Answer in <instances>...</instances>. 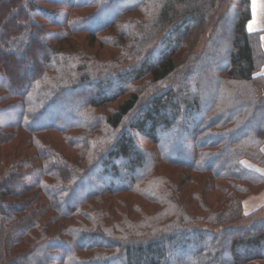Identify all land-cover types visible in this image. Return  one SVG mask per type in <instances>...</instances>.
<instances>
[{
    "label": "trees",
    "instance_id": "16d2710c",
    "mask_svg": "<svg viewBox=\"0 0 264 264\" xmlns=\"http://www.w3.org/2000/svg\"><path fill=\"white\" fill-rule=\"evenodd\" d=\"M250 19L251 0H0V113L15 118L0 120V146L25 133L35 150L0 173V264H264V207L243 206L264 189L241 164L264 167ZM78 34L87 49L68 41ZM100 169L108 183L71 202Z\"/></svg>",
    "mask_w": 264,
    "mask_h": 264
},
{
    "label": "rangeland",
    "instance_id": "374dc122",
    "mask_svg": "<svg viewBox=\"0 0 264 264\" xmlns=\"http://www.w3.org/2000/svg\"><path fill=\"white\" fill-rule=\"evenodd\" d=\"M226 1H228V0H226ZM220 10H221V8H220V2H219L217 4V6L215 8H213L212 11L209 13V15H208L209 16L208 17L209 20H207V24L208 23L210 24V18L212 17V14L216 15L217 13L220 12ZM236 14L237 13L235 12V10L230 12L229 18L231 19V21H230V23H226V26H225L226 29L224 31V32H226V34H228L229 30L233 29V25H232L231 22H232V20H233V18L235 17ZM29 18H30V22L32 24H34L35 27H37V28H41V29H44V30L51 28L48 25L44 24L43 18L41 17V15L38 12H35L33 14L30 13L29 14ZM207 39H208V36L207 35H203L200 38V41L198 43H196L194 51L195 52L202 51L204 49V47H205ZM68 41H73L76 44H79V48L83 47V49H87L88 37H87L86 34L75 35V36L71 37ZM97 46H99V43L96 44L95 49L92 50L93 52H98V50H97L98 47ZM106 51H107V49H104L101 52L103 54H106ZM30 66H32V65L30 64ZM23 72H24V74H27L28 76L30 74H32V71H29L28 69H24ZM114 89H115V87L112 90H114ZM108 92H110V91H108ZM65 97L68 99L69 94L65 95ZM114 105L117 106V103L113 104V106ZM75 110H76V108H75L74 105L68 106L67 111L64 112L65 115H63V113H61L62 111L58 112L57 109H50L49 111H47L46 116L48 118V117H51V116H55L56 114H59V115L65 116L64 117L65 119H68L70 117V115H71V112H74ZM105 112H107V109L105 110ZM14 119L15 118L12 115L11 111L5 112V113H0V120L2 122H10V121H14ZM197 119L199 120L198 117H197ZM45 121H46V119H43L41 122H45ZM169 137H170L169 134H166V135H164L163 138L166 141L167 140H173V138H169ZM27 139H28V136L25 133H20V134L16 135L15 137H13V139H11L10 141L6 140V142L4 141V143L1 144V146H0V158H1L0 173H1V175L5 174L6 171L8 172L9 167L12 165V163H14V161H17L18 159L22 160L24 158H27V156H29V154L34 153L35 150H34L33 146L28 143L29 141ZM43 139L46 142L53 143L58 151L64 152L66 154V156L69 157L70 159H74V157H75L74 152L71 151L68 147H66L64 145L62 138L58 134L50 132L48 134L43 135ZM137 141L139 143V147H138L139 150H142V151L144 150L143 147L140 146L142 144L144 145V147H147L148 149H151V150L155 149L154 145H152L150 142L144 140L142 137H139L137 139ZM243 161L246 164L247 163H251V164H253L256 167H259L258 165H255L254 163H252V161H250L248 159H243L241 161V164L245 168H247V167L244 165ZM247 169L251 170L249 168H247ZM160 172L163 173V174H166V175H170V172L168 170L166 171L165 168H161ZM95 174H97V175L92 179V181H87V183H84L77 190V192L73 196L71 202H74L77 198H79L81 196V192L87 190L88 187L92 184V182L95 183L98 175L101 176L100 182L98 184L103 182L106 185L108 183L109 178L105 177V176H103L101 174V169L99 171H97ZM138 174H139V172H138ZM122 179H124V177ZM121 197H123L125 200H127L128 203H130V204L136 203V202L140 203V204H145V202H143L141 199H139L138 197H135V196H121ZM114 202H115V200H114ZM97 204L102 206V201L101 202L99 201ZM259 217H264V212L262 214H260ZM248 224H249L248 221H244L242 224H235V226H236V228H241V227L247 226ZM59 229H60V226L56 225V229L55 230L57 231ZM213 231L216 232L218 230L217 229H213ZM18 254H19L18 252L13 251V254H12L11 257L15 258V256H17ZM2 264H3V262H2Z\"/></svg>",
    "mask_w": 264,
    "mask_h": 264
},
{
    "label": "crops",
    "instance_id": "0c3cea01",
    "mask_svg": "<svg viewBox=\"0 0 264 264\" xmlns=\"http://www.w3.org/2000/svg\"><path fill=\"white\" fill-rule=\"evenodd\" d=\"M247 30L250 34H259L261 47L264 50V0H251V19L247 24ZM258 75L264 77V65ZM261 149L264 153V144ZM243 163L247 168L264 176V167L258 165L259 168L251 163L246 164L244 161ZM243 206L246 214H251L261 207H264V189L245 198Z\"/></svg>",
    "mask_w": 264,
    "mask_h": 264
}]
</instances>
